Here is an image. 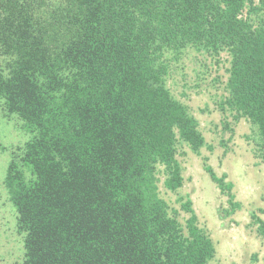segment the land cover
Masks as SVG:
<instances>
[{
  "label": "trees",
  "instance_id": "16d2710c",
  "mask_svg": "<svg viewBox=\"0 0 264 264\" xmlns=\"http://www.w3.org/2000/svg\"><path fill=\"white\" fill-rule=\"evenodd\" d=\"M189 49L228 55L219 108L251 123L264 158V0H0V110L30 135L4 179L20 264L214 260L192 200H180L182 224L159 188L162 176L172 192L183 186L182 147L214 149L167 85ZM204 170L225 214L240 210L228 176L208 158ZM251 218L264 239V220Z\"/></svg>",
  "mask_w": 264,
  "mask_h": 264
},
{
  "label": "rangeland",
  "instance_id": "374dc122",
  "mask_svg": "<svg viewBox=\"0 0 264 264\" xmlns=\"http://www.w3.org/2000/svg\"><path fill=\"white\" fill-rule=\"evenodd\" d=\"M228 58L223 53L219 62L204 60L189 49L180 59L171 61L167 85L199 120L207 143L214 149L203 148L201 155H196L182 147L177 159L184 184L172 192L164 186L162 176L160 194L171 208L179 211L182 224L189 215L181 208L180 200H192L200 227L207 231L216 247V256L210 264H264V239L258 235L251 218L256 211L264 220V158L259 157L251 139L255 134L251 123L244 118L235 120L219 108L229 76ZM22 126L19 119L0 110V264H20L23 255L15 210L4 186L10 152L30 138ZM223 142L229 150L227 154ZM204 158H208L218 175L226 174L227 180L234 184L233 192L242 208L233 215L225 214L229 207L227 197L204 170Z\"/></svg>",
  "mask_w": 264,
  "mask_h": 264
}]
</instances>
